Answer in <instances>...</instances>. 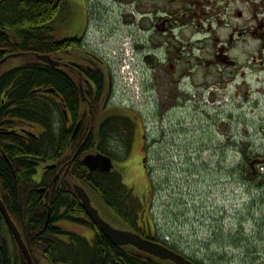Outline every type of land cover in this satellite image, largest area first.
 <instances>
[{
    "label": "flooded vegetation",
    "instance_id": "flooded-vegetation-1",
    "mask_svg": "<svg viewBox=\"0 0 264 264\" xmlns=\"http://www.w3.org/2000/svg\"><path fill=\"white\" fill-rule=\"evenodd\" d=\"M55 1L59 6L55 42L59 46L38 52L43 58L10 49L0 54V61L18 52L20 57L37 58L3 70L4 64L0 67V160L16 179L21 166L31 169L22 174L20 192L7 186L0 173V199L35 264H75L74 255L52 254L59 253V248L77 250L97 244L98 227L84 210L77 185L87 191L97 210L102 200L119 216L94 189L91 173L103 172L87 168L86 156L111 158L113 172L131 189L120 164L137 161L133 151L142 138L141 167L146 168L148 151L154 146L148 142L145 116L116 100V72L109 56L85 39L89 23L127 28L126 32L114 28L110 35L134 40L144 72L142 84L148 86L141 96L156 100L155 88L158 113L163 114L169 102L192 100L190 88L202 98L213 92V99L223 85L234 86L241 95L249 90L250 97L254 79L264 89V0H82L85 11L80 13L65 0ZM66 24L78 29L73 37L65 36ZM12 74L14 79H5ZM172 88H176L174 94ZM81 168L88 171L86 176L77 175ZM16 196L34 204L29 213ZM2 213L0 208V243L10 264H29ZM142 216L141 212L137 225L150 238L156 230ZM119 218L122 227L104 219L115 228L135 231ZM38 221H43L41 228L34 225Z\"/></svg>",
    "mask_w": 264,
    "mask_h": 264
},
{
    "label": "rangeland",
    "instance_id": "rangeland-1",
    "mask_svg": "<svg viewBox=\"0 0 264 264\" xmlns=\"http://www.w3.org/2000/svg\"><path fill=\"white\" fill-rule=\"evenodd\" d=\"M65 1L70 9L85 11L82 0ZM72 15L68 13L69 25ZM67 24L65 36L73 37L78 29ZM114 28L127 31L122 24L92 21L85 39L106 53L115 69V54L133 40L121 39L118 33L110 35ZM36 59L27 55L11 58L1 69ZM135 75L134 83L117 80L116 100L145 116L148 142L154 146L148 151L146 168L141 167L140 138L133 151L137 161L121 163L120 168L143 204L146 220L157 227L158 238L201 264H264V176L255 178L247 163L250 156L264 159L262 83L254 79L251 97L249 90L234 101L223 95L220 108L219 104L206 106L190 88L192 100L169 102L162 114L157 112L155 88L156 100L141 96L148 86ZM175 92L172 88L171 93ZM100 202L101 215L122 227L119 216Z\"/></svg>",
    "mask_w": 264,
    "mask_h": 264
},
{
    "label": "trees",
    "instance_id": "trees-1",
    "mask_svg": "<svg viewBox=\"0 0 264 264\" xmlns=\"http://www.w3.org/2000/svg\"><path fill=\"white\" fill-rule=\"evenodd\" d=\"M58 9V3L55 0H0V54L2 49L38 53L59 46L55 42L57 34L55 22L59 15ZM20 73L17 72V74ZM14 78L15 74L5 77L6 80ZM19 78L24 80V75L19 76ZM29 170L31 169L28 165L26 168L21 166L18 172L20 178L18 177L19 181L16 182L17 179L8 164L0 160V173L5 178V184L11 186V189L15 192H20V188L24 184L25 178L23 176L26 174L25 171ZM86 174H88L86 169H78V176H86ZM91 175L94 189L118 212L119 217L124 219L127 226L142 235H146L137 225L140 213L146 214L143 204L134 197L132 189L123 185L118 178V173L95 172L91 173ZM16 201L20 205L23 204L21 207L27 213L30 212V208L34 205L29 201L23 202L24 200L20 196H16ZM142 218L144 219L145 216ZM42 223L43 221H38L34 225L36 228H41ZM95 230L98 231V242L95 246L78 248L77 250L59 248V253H53L52 255L55 257H58V255L63 257L74 255L76 259L72 262L75 264H172L135 248L115 246L96 227ZM150 238L159 241L155 233L154 235L152 233ZM194 262L201 264L198 261ZM0 264H10L6 249L1 243Z\"/></svg>",
    "mask_w": 264,
    "mask_h": 264
},
{
    "label": "water",
    "instance_id": "water-1",
    "mask_svg": "<svg viewBox=\"0 0 264 264\" xmlns=\"http://www.w3.org/2000/svg\"><path fill=\"white\" fill-rule=\"evenodd\" d=\"M21 54H12L9 57H18ZM44 56H42L43 58ZM8 57L2 59L0 61V67L7 61ZM86 165L91 171L99 170L101 172H110L113 169L114 164L111 162V158H108L103 155H95V156H86ZM79 198L83 203L84 210L88 213V216L91 218V221L94 222L96 226L100 229V231L116 246H133L136 249L143 251L147 254L155 256L162 260H170L173 264H197L193 262L191 259H188L184 255L176 252L175 250L170 249L169 247L154 242L150 239L142 237L140 234L131 231V230H123L113 227L109 222H107L104 218L101 217L99 210L93 206L92 201L90 200V196L84 188L77 185L75 187ZM0 199V208L7 218L8 225H10L11 229L14 231V235L19 242V245L25 254L29 264H35L32 257L30 256L29 250L25 245L21 235H19V230L17 226L10 218L8 213L6 212L4 204Z\"/></svg>",
    "mask_w": 264,
    "mask_h": 264
},
{
    "label": "built area",
    "instance_id": "built-area-1",
    "mask_svg": "<svg viewBox=\"0 0 264 264\" xmlns=\"http://www.w3.org/2000/svg\"><path fill=\"white\" fill-rule=\"evenodd\" d=\"M260 170H261V172L263 173V172H264V167H261Z\"/></svg>",
    "mask_w": 264,
    "mask_h": 264
},
{
    "label": "bare ground",
    "instance_id": "bare-ground-1",
    "mask_svg": "<svg viewBox=\"0 0 264 264\" xmlns=\"http://www.w3.org/2000/svg\"><path fill=\"white\" fill-rule=\"evenodd\" d=\"M3 50V49H2ZM61 212H63V211H61Z\"/></svg>",
    "mask_w": 264,
    "mask_h": 264
}]
</instances>
